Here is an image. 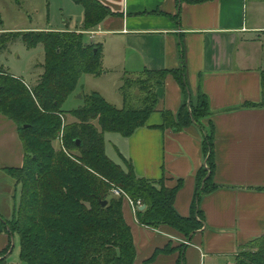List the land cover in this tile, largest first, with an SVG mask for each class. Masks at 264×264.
<instances>
[{
	"label": "crops",
	"instance_id": "1",
	"mask_svg": "<svg viewBox=\"0 0 264 264\" xmlns=\"http://www.w3.org/2000/svg\"><path fill=\"white\" fill-rule=\"evenodd\" d=\"M96 1L110 15L86 35L87 42L102 48L103 76L112 71L120 78L123 72L178 70L182 54L191 98L201 93L210 106L212 179L217 189L197 204L204 226L185 241L169 228L139 225L131 213L135 264L150 259V264H233L241 247L264 233V26L250 25L248 0L195 5L178 0ZM250 5L261 10L264 0ZM156 93L159 109L174 116L186 101L172 78ZM161 122V113L155 112L147 127L130 137L111 134L110 156L106 145L104 151L116 164L125 167L128 162L138 178L163 180L169 189L180 183L173 208L179 216L188 217L197 173L207 167L205 129L190 125L174 132L157 128ZM22 159L16 127L0 115V185L9 188L2 193L7 205L0 208V254L13 242L1 219L9 220L14 208V184L2 170L19 167ZM124 207L130 217L129 206ZM124 218L130 226L125 214Z\"/></svg>",
	"mask_w": 264,
	"mask_h": 264
},
{
	"label": "trees",
	"instance_id": "2",
	"mask_svg": "<svg viewBox=\"0 0 264 264\" xmlns=\"http://www.w3.org/2000/svg\"><path fill=\"white\" fill-rule=\"evenodd\" d=\"M213 0H178L179 4H201ZM85 12L81 32L1 33L0 53L20 39L27 49L42 46V73L34 85L16 78L0 67V115L13 122L22 146L19 167H7L3 174L20 187L18 201L9 220H3L9 235L20 241L19 258L24 264H135L136 251L130 226L126 223L121 198L116 189L144 210L136 212V222L144 227H166L187 241L202 229L200 198L217 186L213 183V145L209 102L199 93L190 96L184 56L178 70L123 72L119 93L121 108L109 104L98 92L82 93V105L64 111L65 101L79 90L84 75L101 76L103 53L100 45L85 40L109 10L96 0H72ZM172 78L186 101L176 116L159 109L157 88ZM160 112L157 128L179 132L206 119L203 152L207 167L196 176V192L188 217L179 216L174 200L181 184L166 188L163 180L150 181L135 176L131 165L110 160L104 151L105 136L128 138L147 127L149 117ZM204 128V127H203ZM54 143H58L56 149ZM185 248L182 244L178 249ZM10 245L0 254L2 258ZM165 251V250H164ZM11 252V251H10ZM183 261V256H181ZM150 260L146 264H150ZM179 264V263H177ZM233 264H264V233L241 247Z\"/></svg>",
	"mask_w": 264,
	"mask_h": 264
},
{
	"label": "rangeland",
	"instance_id": "3",
	"mask_svg": "<svg viewBox=\"0 0 264 264\" xmlns=\"http://www.w3.org/2000/svg\"><path fill=\"white\" fill-rule=\"evenodd\" d=\"M247 2V20L250 25L264 26V8L259 10L254 5ZM85 23V12L81 5H77L72 0H0V34L1 33H25V32H79L83 31ZM88 36L85 35V40ZM44 53L42 46L27 49L20 39L8 45L5 52L0 53V67L5 69L8 74L23 79L28 85H34L37 77L42 73ZM118 72L112 71L103 76L84 75L79 80V90L84 94L95 91L102 94V97L111 105L121 108L123 105L122 97L119 93L120 78ZM117 75V77L115 76ZM78 92L72 94L62 106L64 111L78 108L82 105V100L78 99ZM81 96V95H80ZM197 98L192 97V101ZM201 125L205 132L209 130L206 125L207 120H201ZM111 134L105 136L107 154L110 156L112 144ZM54 147H59L54 143ZM9 191L5 184L0 185V208L5 209L4 202L7 201L2 193ZM15 193L14 201L17 202L20 187L11 192ZM125 208V207H124ZM124 214L128 217L130 227L133 221L132 214L128 216L127 209ZM131 218V221H130ZM20 241L18 236L13 235V248L6 259V264H24L19 258Z\"/></svg>",
	"mask_w": 264,
	"mask_h": 264
},
{
	"label": "built area",
	"instance_id": "4",
	"mask_svg": "<svg viewBox=\"0 0 264 264\" xmlns=\"http://www.w3.org/2000/svg\"><path fill=\"white\" fill-rule=\"evenodd\" d=\"M111 195L116 198H121L124 201V203H126L129 206L131 213L133 214L134 219L136 221V212L139 211L140 207L143 206L141 202L133 201L127 194L116 189L111 191Z\"/></svg>",
	"mask_w": 264,
	"mask_h": 264
},
{
	"label": "water",
	"instance_id": "5",
	"mask_svg": "<svg viewBox=\"0 0 264 264\" xmlns=\"http://www.w3.org/2000/svg\"><path fill=\"white\" fill-rule=\"evenodd\" d=\"M77 98L78 99H80V95H78L77 96ZM145 209V206H142V207H140V210H144ZM12 248H13V242H12V245H11V247H10V250L9 251H11L12 250Z\"/></svg>",
	"mask_w": 264,
	"mask_h": 264
}]
</instances>
